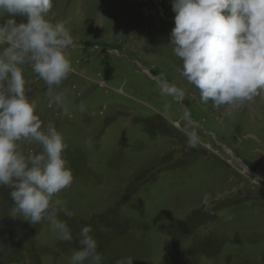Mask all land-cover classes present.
<instances>
[{
    "label": "rangeland",
    "instance_id": "rangeland-1",
    "mask_svg": "<svg viewBox=\"0 0 264 264\" xmlns=\"http://www.w3.org/2000/svg\"><path fill=\"white\" fill-rule=\"evenodd\" d=\"M173 2L53 0L47 19L64 22L74 40V71L55 93L85 111L65 115L31 67L23 71L44 129L51 124L67 145L73 184L57 198L72 216L58 219L74 239L60 241L47 220L11 215L0 186V264H70L84 227L101 264H264V93L233 115L201 103L171 49ZM9 18L0 12V25ZM161 76L185 89L182 101L161 94Z\"/></svg>",
    "mask_w": 264,
    "mask_h": 264
},
{
    "label": "clouds",
    "instance_id": "clouds-1",
    "mask_svg": "<svg viewBox=\"0 0 264 264\" xmlns=\"http://www.w3.org/2000/svg\"><path fill=\"white\" fill-rule=\"evenodd\" d=\"M53 0H0V12L10 17L0 25V186L10 190L11 215L30 224L47 220L62 242H73L65 221L67 201L59 194L73 184V173L63 154L67 145L51 124L45 130L30 102L24 66L47 86V95L67 115L70 108L83 113V103L67 106L65 93H55L74 69L67 57L74 40L64 22L47 19ZM176 13L170 43L181 61L180 75L200 92V101L226 106L233 115L264 93V0H174ZM18 19L21 22H18ZM162 95L180 102L185 89L161 76ZM195 134L189 144L197 143ZM39 145V154L25 155L22 145ZM258 184L259 177L252 180ZM205 211L211 214L208 198ZM84 227L70 264H101L98 243ZM4 246L0 244V249ZM117 264H133L131 257Z\"/></svg>",
    "mask_w": 264,
    "mask_h": 264
}]
</instances>
